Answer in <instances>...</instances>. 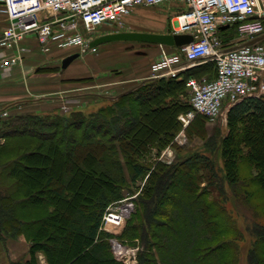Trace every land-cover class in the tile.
<instances>
[{
    "label": "trees",
    "instance_id": "16d2710c",
    "mask_svg": "<svg viewBox=\"0 0 264 264\" xmlns=\"http://www.w3.org/2000/svg\"><path fill=\"white\" fill-rule=\"evenodd\" d=\"M209 68L204 62L177 77L150 78L90 112L1 119L0 244L23 235L30 245L28 258L9 264H124L102 224L108 208L145 178L121 235L140 240L138 264H240L244 232L226 201L246 199L241 189L258 185L251 195L259 196L255 212L264 218V96L229 109L230 129L210 153L159 159L182 130L179 115L190 109L188 80ZM198 120L203 125L205 117ZM204 129L197 135L207 136ZM219 149L223 167L213 158ZM249 229L248 264H264V222Z\"/></svg>",
    "mask_w": 264,
    "mask_h": 264
},
{
    "label": "built area",
    "instance_id": "2783aa9c",
    "mask_svg": "<svg viewBox=\"0 0 264 264\" xmlns=\"http://www.w3.org/2000/svg\"><path fill=\"white\" fill-rule=\"evenodd\" d=\"M168 1L171 0H0V12L9 19L0 45L16 44L34 34L44 52H49L54 44L63 49L78 48L83 53L96 52L98 46H91V42L100 26H124V17L136 7H153ZM177 1L184 9L175 16L171 33L191 34L193 41L173 53L163 50L162 58L152 65L153 76L177 77L206 59L215 63L217 71L213 79L188 80L190 109L179 116L183 127L199 115L215 121L245 97L264 96V39L246 44L264 35V0ZM22 61L23 54L18 50L3 58L0 67L7 69ZM62 108L69 109L66 104ZM0 115L6 117L10 112L3 109ZM179 139L183 141L182 137ZM133 208L131 201L110 206L102 229L121 226ZM113 240L118 243V239ZM120 244L116 246L117 250L121 247L116 257L130 252L121 251ZM133 261L126 264H134Z\"/></svg>",
    "mask_w": 264,
    "mask_h": 264
},
{
    "label": "rangeland",
    "instance_id": "374dc122",
    "mask_svg": "<svg viewBox=\"0 0 264 264\" xmlns=\"http://www.w3.org/2000/svg\"><path fill=\"white\" fill-rule=\"evenodd\" d=\"M184 9V5L179 3L177 0H171L164 4L153 6V7H143L139 6L136 7L135 10L130 13L129 15L124 17V26H119L118 24H104L99 27L98 31L95 33L101 34V32L109 31H155V32H161V33H170L173 30L174 20L175 16H177L178 13H180ZM142 44V45H140ZM144 46V48L140 47ZM110 47V48H109ZM136 47V48H133ZM160 45H153L149 43H138L137 41H111V42H104L98 44V51L96 52H88L78 58L74 63L72 64V67L75 70H78L81 68L83 70L84 65L87 64L89 60H91L93 57L99 58L101 56H105L106 53L109 51L108 56L103 60L104 67H137V68H148L150 66L152 68L153 63L159 61L162 58V51L163 49L166 50L167 53H173L176 52L175 49L165 47L163 49L160 48ZM74 49V48H73ZM139 51V52H137ZM134 52H137L135 54ZM42 55H46L43 52ZM140 55V56H139ZM201 63L207 62L209 65L208 72L206 74H203L202 76L197 77V79H203V78H212V73L215 70V64L212 60L206 59L200 61ZM198 64H201V63ZM197 64V65H198ZM88 65V64H87ZM69 68V72H74L73 68ZM34 81L33 77L29 78V82ZM76 88H79L80 91H98L99 89L102 90V93L104 95L110 96V91L107 90L105 87L99 88V87H88L86 85H78ZM119 89V88H118ZM99 90V91H101ZM75 93V92H73ZM188 97V95H187ZM72 98L70 102L66 104L69 108L73 105H76V107H84L83 111L90 112L97 110L100 106L106 105L109 101H106L105 99H100L98 97L94 96H78V98ZM88 103V104H87ZM65 104H59L60 107H62ZM57 107V106H56ZM78 109V108H77ZM228 113L229 109L224 111V113L215 121L208 120L205 118V121L202 124H200V121L198 120L201 116L197 117L194 121L190 123L189 126L186 128L182 127V130L180 133L176 136L174 140V144H170L166 146L165 149H163L160 152L159 159L163 160L165 162H171L172 160L176 159H183L187 155L191 154L192 152H207L210 153V150H212L214 147V143L219 141L222 137H224L229 127L228 122ZM188 130H185L187 129ZM205 128V129H204ZM201 129L205 130V137H200L202 131ZM199 132V133H198ZM200 134V135H197ZM179 137H182L183 141L179 139ZM210 137V138H209ZM213 143V144H212ZM155 151L153 155V159H155ZM218 164L223 167V158L221 154V150L219 149L214 154ZM39 167L46 166L47 163H43L40 161L37 164ZM128 171L127 174L129 176L130 174V168L127 167ZM248 167L244 164L242 166V171L244 174L249 172ZM207 175V172L205 170H201L198 172V176L205 177ZM224 175V171L222 173ZM146 181L145 179H142L137 182V185H134L132 187V190L129 192L128 189L127 195L113 203L112 207H117L127 201H131L133 203V210L131 214L136 211L137 205H136V198L139 196V193L141 191L142 186L144 185ZM204 185V184H202ZM225 187H227L226 194L230 195L229 185L224 182ZM259 189L260 187L258 185L250 186L248 188H243L242 194H245L244 191L248 193L246 199H244L245 196H242L239 194L238 196H230V199L226 201V206L228 210L233 214L235 221L237 222L239 228L244 232V237L239 240L240 242V264H248L247 261V253L248 250L254 240V236L251 234L250 227L253 226L256 222H264L263 217H259L257 212H255V209H258L261 211L259 207V196L251 195V192L253 189ZM186 207V206H185ZM186 209V208H185ZM129 215L127 219L129 220L132 215ZM125 220V222L121 226H113L108 225L107 229L103 228L104 231L110 233L113 235V239H116L119 237V240H115L118 243H115L114 240L112 241V250L114 252V255L117 254V244L122 245V247H125V249L129 250L130 252L126 253L122 257H116L120 261H122L124 264H126L127 261H134L132 263L138 264V253L141 249V244L139 239L131 238V240H123L121 238V235L124 233V230L127 226L128 220ZM118 239V238H117ZM136 260V263H135Z\"/></svg>",
    "mask_w": 264,
    "mask_h": 264
},
{
    "label": "crops",
    "instance_id": "0c3cea01",
    "mask_svg": "<svg viewBox=\"0 0 264 264\" xmlns=\"http://www.w3.org/2000/svg\"><path fill=\"white\" fill-rule=\"evenodd\" d=\"M8 24L7 15L0 12V39ZM106 32L109 31L101 32V34ZM151 44L155 45V43ZM156 45H160L161 49L165 47L175 49L171 46ZM140 47L144 48V46ZM18 50L23 54L22 63L7 69L0 67V112L6 109L12 116L28 113L47 114L59 111L61 109L59 104H67L72 98H78V96L83 98L94 96L101 100L113 99L120 93L153 78L150 66L148 68L135 66L126 68L124 66L118 68L104 67L103 60L108 56L109 51L105 56L93 57L87 62L88 65H84L83 70L81 68L75 70L72 67L74 61L88 52L83 53L78 48L63 49L56 44L52 45L49 52H44L34 34L26 36L16 44L0 45V62ZM42 52L46 55H42ZM137 52L134 53L138 55ZM183 64L186 65L187 61L184 60ZM70 67L73 68L74 72H69ZM30 77H33L34 81L29 82ZM80 84L91 88L105 87L111 92L110 96L104 95L101 89H99L101 91L95 92L80 91L79 88H76ZM71 108L83 109L84 107H76L72 104ZM29 246L23 235L17 239H8L4 246L0 244V263L9 264L11 261L28 258ZM40 257L43 258L42 255ZM41 263L47 264L44 259L41 260Z\"/></svg>",
    "mask_w": 264,
    "mask_h": 264
},
{
    "label": "water",
    "instance_id": "95a60500",
    "mask_svg": "<svg viewBox=\"0 0 264 264\" xmlns=\"http://www.w3.org/2000/svg\"><path fill=\"white\" fill-rule=\"evenodd\" d=\"M264 39V35L256 37L255 39L249 41L246 44H252L259 40ZM111 41H140L147 43H155L167 46H183L189 44L193 41V36L191 34H171V33H154V32H142V31H125V32H111L105 33L95 40L92 41L91 45H98L104 42ZM140 85V84H139ZM139 85L132 87L129 90H126L114 98H118L122 94L129 93L137 88ZM124 195H127V191H124Z\"/></svg>",
    "mask_w": 264,
    "mask_h": 264
},
{
    "label": "bare ground",
    "instance_id": "6f19581e",
    "mask_svg": "<svg viewBox=\"0 0 264 264\" xmlns=\"http://www.w3.org/2000/svg\"><path fill=\"white\" fill-rule=\"evenodd\" d=\"M119 32H125V31H119ZM146 32H148V31H146ZM159 33H161V32H159ZM120 249H121V247L118 248V250H120ZM121 251H125V247H122Z\"/></svg>",
    "mask_w": 264,
    "mask_h": 264
}]
</instances>
